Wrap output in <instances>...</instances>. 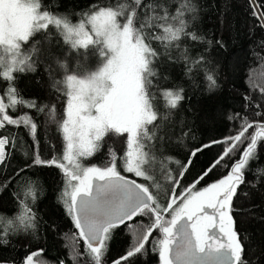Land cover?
Masks as SVG:
<instances>
[{"label":"trees","instance_id":"obj_1","mask_svg":"<svg viewBox=\"0 0 264 264\" xmlns=\"http://www.w3.org/2000/svg\"><path fill=\"white\" fill-rule=\"evenodd\" d=\"M39 3V10L66 17L70 24L86 20L85 14H90L93 6H134V0H39ZM178 9L183 12L185 34L171 44L151 41L157 52L152 91L156 93L157 108L163 118L158 117L154 122L159 125L156 139L148 143L151 144L149 156L152 160L154 157L158 167V172L152 174L156 181L155 193L163 206L173 194L179 197L188 189L206 187L226 176L248 143L245 139L213 167L230 146L229 138L246 123H264V18L254 15V10L264 12V0H141L136 25L146 15L165 13L169 22L176 24L171 17L178 14ZM118 19L124 22V17ZM187 33H194L199 39L193 40ZM21 52L30 55L34 70L14 72L12 81L0 78V96L11 83L20 97L34 101L37 108L18 105L9 114L19 117L27 113L37 128L35 136L23 125L0 130V135L15 136V147H7V159L0 165V217H16L20 211L19 200L24 198L22 186L32 181L36 198L34 202L29 199L28 204L35 214V227L27 230L20 227L4 237L7 242L0 243V264H24L25 258L37 251L40 254L34 260L39 264H60L61 261L94 264L60 199L65 187L61 169L54 165H35L33 161L37 154L45 161L54 157L62 159L65 144L58 121L64 118L67 98L63 81L68 74L87 75L95 71L104 57L97 46L72 47L55 25L21 42ZM209 74L216 81L214 87H210L206 78ZM163 89L180 91L183 99L176 108L164 107L160 95ZM53 107L56 119L50 117ZM148 127L151 130L152 126ZM255 131V126L249 128L246 136ZM125 135L107 134L91 159L99 167L109 166L110 153H115L116 159L124 155ZM124 176L135 180L130 174ZM162 183L170 186L171 192L156 186ZM229 212L245 247L246 264H264V140L258 142L255 157L244 170V182L233 196ZM163 215L169 217V214ZM150 216H137L127 222L132 228L116 227L107 242L102 264H113L123 256L135 242L134 233L142 234L143 228L151 223ZM159 236L157 231L151 239ZM126 264H159L158 252L149 243L144 252Z\"/></svg>","mask_w":264,"mask_h":264},{"label":"snow or ice","instance_id":"obj_2","mask_svg":"<svg viewBox=\"0 0 264 264\" xmlns=\"http://www.w3.org/2000/svg\"><path fill=\"white\" fill-rule=\"evenodd\" d=\"M140 6L141 0H134V6H93L94 10L85 14L86 20L72 25L66 17L41 12L39 0H0V78L12 81L14 72L34 70L30 55L21 52L20 42L29 41L34 33L48 29L49 25L61 29L72 47L88 49L97 46L104 57L95 71L87 75L68 74L63 81L67 88V103L64 118L58 121L65 142L62 159L54 157L45 161L37 154L33 163L61 169L65 187L60 199L94 264H102L107 242L116 227L127 225L132 228L127 222L149 214L151 223L143 228L142 234L134 233L135 242L113 264H126L130 258L144 252L149 243L153 251L158 252L159 264H246L245 247L234 228L229 210L233 196L244 182V170L255 157L258 142L264 140V123H246L234 137L229 138L230 146L213 167L218 166L245 139L248 143L226 176L203 190L188 189L179 197L173 194L166 206L158 202L149 186L121 175L117 170L115 153H110L112 161L104 168L85 167L80 163L81 157H91L98 150L107 134H126V151L122 158L124 171L145 180L153 178L149 174L151 144L146 142L156 139L159 125L154 122L163 117L157 108L156 93L152 91V78L156 76L153 62L157 52L151 41L171 44L179 40L185 34V22L181 18L182 10L178 9V14L171 17L176 24L169 22L165 13L154 17L146 15L137 27ZM254 15L258 19L264 18V12L256 13L254 10ZM119 17H124L123 23ZM86 24L91 25L90 31L86 30ZM145 29L159 31L147 32ZM187 35L193 40L199 39L194 33ZM32 51L35 53L37 50L34 48ZM206 78L210 87H214L213 75ZM160 95L167 109L176 108L183 99L180 91L170 89L161 90ZM18 105L37 108L34 101L20 97L10 83L0 96V130L6 126L18 128L23 125L35 136L37 125L31 116L27 113L19 117L9 114V110L14 112ZM38 111L43 112L44 108H38ZM50 117L56 119L54 107L50 109ZM253 126L256 131L246 136ZM9 145L15 147V136L0 135V165L7 159ZM33 185L34 182L29 181L22 186L24 198L19 200L20 211L14 219L0 217V243L7 242L4 237L9 232L20 227L25 230L35 227V214L28 204L29 199L34 202L36 198ZM163 214H169L171 218L165 219ZM216 228L222 236L214 231ZM157 231L160 236L151 239ZM39 254L40 251L30 253L24 264H39L34 260Z\"/></svg>","mask_w":264,"mask_h":264},{"label":"rangeland","instance_id":"obj_3","mask_svg":"<svg viewBox=\"0 0 264 264\" xmlns=\"http://www.w3.org/2000/svg\"><path fill=\"white\" fill-rule=\"evenodd\" d=\"M41 11V10H40ZM41 12H43V11H41ZM79 23H81V21H79V22H76V23H74V24H72V25H77V24H79ZM90 29H91V25H89V24H86V30L87 31H90ZM21 43V42H20ZM66 103H67V98H66ZM65 107H66V104H65ZM126 140H127V135H125V141H124V155H125V151H126ZM146 143H148V142H146ZM64 144H65V142H64ZM124 155L123 156H121V157H119L118 159H116L117 160V170L121 173V175H127V174H130V175H132L134 178H135V181L137 182V183H140V184H144L145 186H149V188H150V191L151 192H153V194L154 195H156V193H155V191H156V187H155V182L156 181H154V178H152L151 180H145L143 177H136L135 176V174L134 173H128V172H126V171H124V161H123V157H124ZM93 156V155H92ZM92 156L91 157H81L80 158V163H81V165L82 166H85V167H90V166H96V167H99V165L97 164L98 162H96V160L95 159H91L92 158ZM149 159H150V161H151V172L149 173L150 175H152V174H156L157 172H158V167H157V163H156V161H155V159L153 158V160H152V158L149 156ZM157 167V168H156ZM102 168V167H101ZM152 177H153V175H152ZM220 180V179H219ZM219 180H216V181H214V182H217V181H219ZM214 182H212V183H214ZM211 183V184H212ZM211 184H209V185H211ZM208 185V186H209ZM159 188L161 189V190H163L164 189V191L168 188V192H171V187L169 186H166L164 183H162V185H160L159 186ZM205 187H202L201 189H204ZM196 190V189H195ZM199 190H200V188H199ZM186 193V191L185 192H183V194H185ZM182 196V195H181ZM180 203V200H178L177 201V204H179ZM171 217H170V215H169V217H167V218H165V219H170Z\"/></svg>","mask_w":264,"mask_h":264},{"label":"flooded vegetation","instance_id":"obj_4","mask_svg":"<svg viewBox=\"0 0 264 264\" xmlns=\"http://www.w3.org/2000/svg\"><path fill=\"white\" fill-rule=\"evenodd\" d=\"M206 187H208V186H206ZM196 190H199V189H196ZM200 190H203V189L200 188ZM178 200H179V199H178ZM178 200H177V201H178ZM207 211H208V212H211L210 209H208ZM214 231H215L219 236H222V234L219 233V229H218V228H216Z\"/></svg>","mask_w":264,"mask_h":264},{"label":"water","instance_id":"obj_5","mask_svg":"<svg viewBox=\"0 0 264 264\" xmlns=\"http://www.w3.org/2000/svg\"><path fill=\"white\" fill-rule=\"evenodd\" d=\"M122 176H124V175H122ZM125 178H127V179H129V180H134L133 178H131V177H129V176H124ZM135 181V180H134ZM183 194V193H182ZM181 194V195H182Z\"/></svg>","mask_w":264,"mask_h":264}]
</instances>
